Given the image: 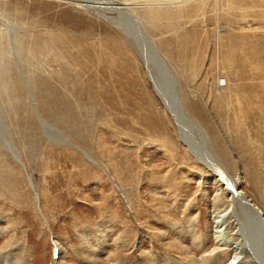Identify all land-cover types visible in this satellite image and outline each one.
Listing matches in <instances>:
<instances>
[{"label": "rangeland", "instance_id": "obj_1", "mask_svg": "<svg viewBox=\"0 0 264 264\" xmlns=\"http://www.w3.org/2000/svg\"><path fill=\"white\" fill-rule=\"evenodd\" d=\"M120 3L167 65L186 123L264 218V0H0V134L24 164L0 147V264H109L116 250V264H189L159 232L195 264L215 246L227 195L179 142L131 35L90 8ZM243 226L237 264H261Z\"/></svg>", "mask_w": 264, "mask_h": 264}, {"label": "bare ground", "instance_id": "obj_2", "mask_svg": "<svg viewBox=\"0 0 264 264\" xmlns=\"http://www.w3.org/2000/svg\"><path fill=\"white\" fill-rule=\"evenodd\" d=\"M114 3H116V2H114ZM111 4H110V6H111ZM114 5H116V4H113V6H111V7L108 6V7H100L99 8L98 6H93L90 8L94 9V7H96V11L99 14L104 15L105 17L109 16L108 13H111L112 17L109 16L111 18L110 20L113 22L115 21V24H117V25H121V29H123L125 32H127V33H129V35H131V38L134 41L133 47L136 50V52L138 51L137 53L142 58L144 65L148 71V75L150 77V80L156 81V86L158 88L160 87L159 86V83H160L163 87V90L169 94V96L168 95L166 96L163 92L162 93L160 92L161 90H158V89H156V87H154L157 94L160 96V98L163 99V102H164L166 108L171 113L172 118L175 120V123H176L175 125L177 127V131H178V127H179V132H178L179 142L181 143L182 146H185V148L187 149L186 151L189 154H191V156H193V158L196 161H198L200 164H202V166H204L206 169H208L212 173V176H213L212 181L216 182V184H219V186L222 188V191L224 192V194L227 195L228 199L225 201V203H224L223 199L219 200V198H220L219 197V198H217L215 205L213 206L214 214L212 216V223H213V229L214 230H212V235H213V238L215 240V246H214V248L212 247L213 249L211 250V252L209 254L202 255L200 260L203 261L205 264H214V262L216 260L214 258L215 255L211 256L210 254H212V252L215 254L217 252H225V251H227V249H229L233 252V258L231 260H229L227 258L228 261L226 262V264H237V262L241 259L240 255L245 254L248 250L247 246H245L246 242L244 240V237H245V234H244L245 230H244V226H243V224H244L246 227V231L251 233V239L255 241L253 243L251 240L248 239L249 247L251 249H253V251L259 257L258 261L261 262V264H264V225H263L264 224V218H263L261 211H259V210H257V208H255L254 204L251 203V201L249 199H247L245 195H243L244 193L240 194L236 191L237 190L236 189V183L226 177L225 170L222 168V166H221L218 158L216 157V155L210 149L211 147L209 148L204 142H201L200 140L197 139V135L198 136L200 135V137H203V136L198 129L195 132L191 122L189 123L191 125V127L189 126L188 123H186L185 117L183 115V112L181 110L179 102L177 103V101H179V100L177 97V92H176L177 90L175 88L176 85L174 86L173 79H171L172 76L170 75V71H168L167 65L162 60V58L158 55L154 46L147 39L145 34H143L141 32V30H138L136 23H134L130 20L128 22V23H131L130 25L132 26L133 29H135V27H136V29H135L136 31H133L129 26H127V23L124 20V17L126 15L121 13L123 8L125 7L124 3H120V5L118 6V9H117V6L115 7ZM93 11H95V9ZM127 28L133 32H131V31L128 32ZM126 29H127V31H126ZM141 35L144 37V41L146 42V43H143V45L140 42V36ZM10 37H11V39H10ZM10 37H9V42H10V47H11L10 48V50H11L10 55L12 56L13 60L16 62V68H18L19 74H21L22 81L26 82L24 73L22 71V67L20 65L21 62L18 61V58L16 57V51H15V46H16L15 41L16 40L14 41L15 37L13 36L12 32H11ZM126 37H127V35H126ZM141 46L147 48L149 50L148 51L149 53L145 52V49L142 48ZM3 66H4V64H3ZM1 68L5 69L3 67H1ZM161 73L163 74L165 79L159 77V74H161ZM173 93H175V95H173ZM162 95H163V97H162ZM170 96L171 97L175 96L176 101H173V100L170 101L169 100ZM28 98L31 101L33 100L32 94L29 93V90H28ZM32 104L34 107L33 102H32ZM183 124L188 125L187 130H184ZM44 128H46V127H44ZM54 133L55 132L53 131V135H54ZM52 137H54V138L56 137L58 142L65 144L66 148H69V149L73 148V151L78 150L87 160L91 161V157H89L87 155V153L82 148L78 147L75 144L70 143L67 139L63 138V136L61 134L57 133L56 136H52ZM52 137H49V138L53 139V141L54 140L57 141L56 138L54 139ZM181 137L183 138V141H182ZM0 147L6 149L7 152L13 157V159L18 164H20L22 167L24 166V164L21 161V155H20L19 150L15 147V145L12 143V141L7 136L3 137L0 134ZM205 161H207V162H205ZM230 163L234 166L232 161ZM234 168H235V166H234ZM235 181H237V183L240 184L241 178H240L239 174L235 175ZM220 194L221 193L216 194V195H220ZM36 201L38 202L37 199H36ZM219 206L224 207L223 211L218 210L217 207H219ZM39 210H40V208H39ZM242 222H243V224H242ZM233 223H235L236 228L234 231H231L232 233L230 234V231L228 230V228ZM171 224H173L174 226H177V227L179 226L177 224V222H173ZM157 234L159 236V238H158L159 242L161 240L167 241V244L163 245L167 250H168V248H171V246H172L174 248V252H176L177 254L182 253V254L186 255L185 260H187L189 262V264H195V262H196L195 258L192 256H188L189 249L182 246L183 243L179 242L178 241L179 239L176 242H174V240L169 241V236L166 232L165 233L159 232ZM245 239H247V237H245ZM241 241H244L245 244L241 243ZM54 243L58 249V253H62L64 251V249L56 241ZM197 250H200V249H197ZM201 251L207 252L205 250H201ZM117 253L118 252L116 250L113 254H111V257L109 259V264L118 263L116 260H114V259H118ZM144 253L146 254V252H144ZM140 254L143 255V253H140ZM249 261H251V259H249ZM92 263L93 264H99V260H92ZM150 264H152V263H150Z\"/></svg>", "mask_w": 264, "mask_h": 264}, {"label": "crops", "instance_id": "obj_3", "mask_svg": "<svg viewBox=\"0 0 264 264\" xmlns=\"http://www.w3.org/2000/svg\"><path fill=\"white\" fill-rule=\"evenodd\" d=\"M179 258V257H178ZM153 264H156L155 262Z\"/></svg>", "mask_w": 264, "mask_h": 264}, {"label": "water", "instance_id": "obj_4", "mask_svg": "<svg viewBox=\"0 0 264 264\" xmlns=\"http://www.w3.org/2000/svg\"><path fill=\"white\" fill-rule=\"evenodd\" d=\"M221 177V176H220ZM224 183V182H223ZM233 188V187H232Z\"/></svg>", "mask_w": 264, "mask_h": 264}]
</instances>
